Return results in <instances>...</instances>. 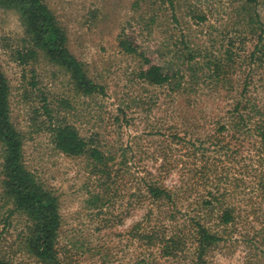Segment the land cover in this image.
Masks as SVG:
<instances>
[{
  "label": "rangeland",
  "instance_id": "rangeland-1",
  "mask_svg": "<svg viewBox=\"0 0 264 264\" xmlns=\"http://www.w3.org/2000/svg\"><path fill=\"white\" fill-rule=\"evenodd\" d=\"M45 2L65 29L70 50L85 64L89 77L104 86V92L86 95L43 51L23 59L31 45L22 14L16 7H0V64L10 85L11 119L23 135L27 167L59 196L60 264H134L144 256L149 261L150 251L131 229L149 207L139 197L144 176L148 171L158 174L165 154H180L168 136L177 132L205 139L238 101L247 105L245 114L260 110L264 116V3ZM124 30L136 36L137 53L119 47ZM142 53L173 68V80L153 85L142 78ZM57 123L71 124L84 137H93L113 158L111 175L99 172L87 155L59 151L52 136ZM245 154L244 162L253 172L256 151L251 148ZM254 163L264 167V154ZM234 165L232 177L240 174L237 162ZM181 174L174 168L163 181L179 186ZM1 179L0 172V191ZM229 188L233 191L232 185ZM197 194L187 193L183 203ZM249 195L233 201L240 212L238 224L223 228L232 235L209 253V264H264V197ZM5 208L0 200V218ZM24 224V216L12 217L8 250L20 264H44L19 247ZM244 233L258 237L244 241Z\"/></svg>",
  "mask_w": 264,
  "mask_h": 264
},
{
  "label": "trees",
  "instance_id": "trees-1",
  "mask_svg": "<svg viewBox=\"0 0 264 264\" xmlns=\"http://www.w3.org/2000/svg\"><path fill=\"white\" fill-rule=\"evenodd\" d=\"M246 1L254 5L264 3V0ZM0 7H16L22 14L31 45L28 53L21 56L23 59L36 58L41 50L51 62L71 74L80 92L86 95L104 92V86L89 77L85 64L70 50L67 33L45 0H0ZM119 47L127 54L139 51L136 36L125 30L120 34ZM142 59L144 68L140 75L147 82L164 85L173 80V68L157 57L142 53ZM247 88L244 87L243 93ZM244 110H248L247 105L238 101L230 116L218 122L214 132L205 139L194 140L177 132L168 136L178 145L176 151L180 154L170 157L163 154L166 162L158 174L148 171L143 178L145 189L139 197L143 203L148 201L149 207L131 233L150 251L147 257L151 260L144 256L134 264H209V253L232 235L224 233L223 228L238 224L240 212L233 201L248 194L251 198L254 194L264 197V167L259 168L254 163L263 160L264 116L260 110L254 114H245ZM257 114L259 118L255 119ZM52 136L62 153L87 155L99 172L111 175L113 158L105 154L93 137H84L75 126L67 123H57ZM251 148L256 151L251 164L253 172L244 162L245 152L251 153ZM0 157V200L2 207H6L0 218L3 223L0 264H20L8 250L6 241L14 215L25 218L19 247L44 264H60L59 196L47 189L26 165L23 135L11 119L10 85L1 64ZM236 162L240 174L232 177L230 170ZM174 168L181 171L182 183L167 186L163 178ZM229 185L233 186V191ZM194 190L197 196L185 205L183 200L187 193ZM257 233L252 237L244 233L241 237L253 242Z\"/></svg>",
  "mask_w": 264,
  "mask_h": 264
}]
</instances>
